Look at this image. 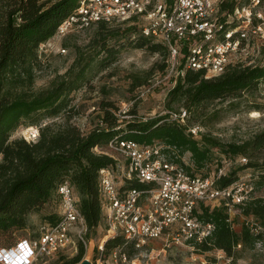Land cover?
<instances>
[{
  "label": "trees",
  "instance_id": "1",
  "mask_svg": "<svg viewBox=\"0 0 264 264\" xmlns=\"http://www.w3.org/2000/svg\"><path fill=\"white\" fill-rule=\"evenodd\" d=\"M80 0H1L0 1V232L9 234L27 227L28 216L40 211L46 203L57 199L61 182L69 179L78 197L79 208L88 225V232L104 225V198L100 189L99 172L116 162L106 149L115 138L134 140L142 144L162 143L176 147L182 154L191 153L189 171L199 172L213 161V148L219 147L226 159L238 155L249 156V160L238 170L228 172L216 179L219 187H225L238 180L239 170L254 168V188H264V158L254 155L264 147V129L241 143L222 144L217 139L202 133L194 135L190 127L170 118V114L147 120L137 117L135 109L127 112L130 119L119 116L121 108L105 96L94 104L99 123L84 133L72 122L81 109L74 104V93L90 84L95 71L105 70L113 65L126 45L148 48L153 52H165V61L160 65L163 71L169 63V50L161 42H154L142 34V27L132 21H99L95 42L84 49L75 46L76 56L70 68L58 74L46 88L35 86L38 71L44 66L40 57V46L53 38L61 22L79 5ZM237 5L234 2L226 12L219 6L218 14L225 19ZM225 17V18H224ZM147 78H139L133 87L142 86ZM264 84V63L245 65L231 64L222 75L207 78L204 71L188 69L180 76L169 92V105L184 101L188 107L216 99H238L245 92L256 91ZM188 111V109H187ZM190 112V111H189ZM188 112V113H189ZM64 118L63 122L46 120ZM21 126H37L36 140L24 137L11 138ZM199 136V137H196ZM246 158V157H245ZM218 160V159H217ZM214 173L222 166L221 160ZM209 175L210 173H203ZM132 185L140 186L137 182ZM251 196L235 207L247 219L240 229L230 221L227 206L200 203L197 207L199 219L212 223V234L198 242L191 240L200 251L222 250L228 258L237 261L243 251L253 249L257 244L264 246V196ZM59 214L46 217L48 224H55ZM0 246H13L17 243ZM122 235L110 236L103 254L119 246L132 258L137 249L125 245ZM86 253L83 242L79 243L77 254L72 258L59 257L61 264H79ZM208 264H217L212 259Z\"/></svg>",
  "mask_w": 264,
  "mask_h": 264
},
{
  "label": "built area",
  "instance_id": "2",
  "mask_svg": "<svg viewBox=\"0 0 264 264\" xmlns=\"http://www.w3.org/2000/svg\"><path fill=\"white\" fill-rule=\"evenodd\" d=\"M216 1L80 0L56 34L65 36L74 30H85L99 21L138 23L143 20L142 34L163 43L169 50L164 79L176 77L178 80L188 69L204 71L211 78L225 73L234 64V55L251 38L264 41V12L253 11L260 0L236 7L225 19L217 13ZM127 112L121 109L119 113L127 118L130 117ZM170 118L185 123L188 111L171 112ZM191 131L198 135L196 130ZM107 149L118 152L123 160L119 162ZM96 150L116 160L113 166L99 172L106 231L111 236L122 235L125 245L132 244L137 250L162 239L205 240L215 226L199 219V204H224L231 212L235 206L244 204L254 189L252 183L242 179L219 187L216 179L227 174L225 165L209 175L189 171L190 162L184 159L188 152L182 154L176 147L162 143L142 144L115 138L106 149L97 147ZM116 174L125 180L123 186L118 185ZM134 182L140 186L132 185ZM58 195V221L44 225L37 239L0 246V264H34L40 256L54 257L71 243L74 235L87 246L88 225L69 179L61 182ZM98 251L100 255L93 264H104V243L99 244ZM110 258L121 264L132 261L125 246L111 250Z\"/></svg>",
  "mask_w": 264,
  "mask_h": 264
},
{
  "label": "rangeland",
  "instance_id": "3",
  "mask_svg": "<svg viewBox=\"0 0 264 264\" xmlns=\"http://www.w3.org/2000/svg\"><path fill=\"white\" fill-rule=\"evenodd\" d=\"M174 0H168L173 2ZM219 6L223 5V11H227L230 4L234 2L239 5H248L252 0H217ZM254 12H264V0L253 8ZM230 19V18H229ZM143 20L136 25L142 27ZM117 22H112L110 26H116ZM133 24V23H131ZM98 25L85 30H74L65 36L56 34L53 38L40 46V57L44 61L43 68L38 71V77L35 83L37 88H46L58 74L65 73L72 65L75 56V46L89 48L98 34ZM154 42H158L154 40ZM165 52H153L148 48H136L134 46H125L122 48L118 60L105 70L95 71L92 74L90 84L74 93V104L79 106L81 113L76 114L72 122L79 126L84 133L89 132L96 127L99 119L94 113V104L103 96L114 100L122 109H135L137 117L147 120L159 116L168 115L171 112H179L182 109H188V118L185 126L196 130L216 141L225 144L229 142L241 143L251 138L255 133L264 129V84L254 92H245L238 99H216L205 102L199 107H188L184 101L174 102L169 105V92L176 85V77L164 79L166 70L163 71L160 65L165 61ZM234 64L243 63L245 65H256L264 63V41L259 37L251 38L246 47L233 57ZM147 78V82L142 86L133 87L136 79ZM123 113V112H122ZM119 116L123 119L124 114ZM132 116L127 117L130 119ZM63 122L64 118L46 120L42 126L50 122ZM194 134V133H193ZM195 135V134H194ZM39 136L37 126H21L12 135L11 138L24 137L27 140H36ZM199 137V136H196ZM213 161L209 166L201 170V173L212 174L220 162L225 165L226 172L238 170L245 164L243 158L246 155H238L234 160L226 159L221 149L213 143ZM114 155L119 162L123 160L122 156L116 151L106 150ZM256 159L264 158V147L254 155ZM1 159V156H0ZM186 162H191V153L184 155ZM218 159V160H217ZM247 160V161H248ZM229 162V163H228ZM256 171L254 168H245L239 170L238 179L253 184ZM116 180L119 186L124 185V179L116 174ZM253 195L264 196V188H254ZM76 197L77 193L75 192ZM78 199V197H77ZM60 212V203L57 199L51 200L45 206L28 216L27 227L20 230H14L9 234L0 232V245L15 243L22 239H37L41 228L47 225L46 217ZM231 218L236 229H240L242 223L247 219L242 215L241 210L234 207L231 210ZM110 233L105 230L104 225L99 226L94 231L85 236L87 242L86 253L83 259H89L96 262L100 253L98 246L106 242ZM80 240L74 235L71 243L54 257L48 258L40 256L34 264H61L58 259L65 256L66 259L74 257L79 249ZM216 259L217 264H264V246L257 244L253 249H247L242 252L237 261L228 258L227 255L219 249H213L207 252L200 251L189 241L173 242L172 240L153 241L144 249L137 250L132 257L130 264H208L210 260ZM104 264H121L113 262L109 254H104Z\"/></svg>",
  "mask_w": 264,
  "mask_h": 264
},
{
  "label": "water",
  "instance_id": "4",
  "mask_svg": "<svg viewBox=\"0 0 264 264\" xmlns=\"http://www.w3.org/2000/svg\"><path fill=\"white\" fill-rule=\"evenodd\" d=\"M80 264H93V262L89 259H83Z\"/></svg>",
  "mask_w": 264,
  "mask_h": 264
}]
</instances>
